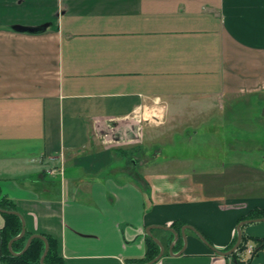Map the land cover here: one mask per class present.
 <instances>
[{"label": "crops", "instance_id": "0c3cea01", "mask_svg": "<svg viewBox=\"0 0 264 264\" xmlns=\"http://www.w3.org/2000/svg\"><path fill=\"white\" fill-rule=\"evenodd\" d=\"M262 101L264 0H0V197L64 264H127L147 229L153 264H264V221L241 223L264 211L257 144L156 169L144 147ZM238 226V261L209 248L228 250Z\"/></svg>", "mask_w": 264, "mask_h": 264}, {"label": "rangeland", "instance_id": "374dc122", "mask_svg": "<svg viewBox=\"0 0 264 264\" xmlns=\"http://www.w3.org/2000/svg\"><path fill=\"white\" fill-rule=\"evenodd\" d=\"M238 104L240 107L233 112H223L207 119L205 117L201 122H206L197 128L191 126L183 127L181 130L157 137L152 142H145L144 147L148 152L150 166L156 169V164L160 161L178 159L193 164L200 163L203 154L207 151L206 145L208 144L226 147L224 150L226 153L222 158H227L229 161L235 156L237 158L238 155L242 158L241 151L236 148L237 145L242 144V141L255 143L260 147V149L253 151V155L255 153L263 156L261 162L264 165V119L261 117L255 118L262 107H264V102L262 101L260 104L254 103V105L242 102ZM158 119L161 121V118ZM145 121L152 125H156L159 122L151 119ZM210 121L213 122L209 124L208 122ZM145 130V132L158 130V127L148 126ZM231 147H234V149ZM259 156L256 157L254 155L253 158L260 161ZM184 169H190L189 165L184 167ZM202 242L208 246L207 241Z\"/></svg>", "mask_w": 264, "mask_h": 264}, {"label": "trees", "instance_id": "16d2710c", "mask_svg": "<svg viewBox=\"0 0 264 264\" xmlns=\"http://www.w3.org/2000/svg\"><path fill=\"white\" fill-rule=\"evenodd\" d=\"M0 208L6 210H15V204L10 199L1 196ZM2 216L4 218V225L2 228H0V264H39V258L44 250V242L39 238H33L25 252L20 255L11 254L7 245L11 238L19 234L21 230V221L20 218L15 214L2 213ZM257 216H264V211H250V213H248V215L244 216L243 218H252ZM28 236L29 234L25 233L22 238L13 241L11 245L12 251L19 252L24 247ZM46 238L48 240L49 248L44 258V263L64 264L62 260L56 255L54 240L48 236H46ZM146 240L147 249L144 256L137 259H130L128 260V263H145L152 260L158 254L159 247L153 241V239L150 236H147ZM235 240L236 236L233 243ZM247 240L248 238L242 235L238 248L230 255L234 260L238 261L236 254L238 251L245 248V243ZM251 240L256 243L257 247L263 246L260 239L254 237L251 238Z\"/></svg>", "mask_w": 264, "mask_h": 264}, {"label": "water", "instance_id": "95a60500", "mask_svg": "<svg viewBox=\"0 0 264 264\" xmlns=\"http://www.w3.org/2000/svg\"><path fill=\"white\" fill-rule=\"evenodd\" d=\"M0 213L15 214V215H17L20 218V221H21V230H20L19 234L17 236H15V237L11 238L9 240V242H8V245L7 246H8V250L10 251V253L13 254V255H20V254H22L29 247V245H30V243H31V241H32L33 238H39V239H41L44 242V250H43V252H42V254H41L40 258H39V264H45L44 263V258L46 256V254L48 252V248H49V244H48L47 238L44 235H42V234H36V233L35 234H31L27 238L24 247L19 252L12 251V249H11L12 242L14 240H17V239L23 237L24 234H25L24 220H23L22 216L17 211H15V210H6V209L0 208ZM246 221H256V222H258V221H264V216L256 217V218H253V219H250V220H244V221H241V223L246 222ZM161 228H165V229L169 230L170 232H172L173 233V236H174V239H176L178 237V234H177V232L174 229H172L170 227H161ZM190 229H192V228H190ZM192 231L194 233H196L197 236L202 241L206 242L205 239L202 237V235L199 232L195 231L194 229H192ZM236 232H237V234H236V241H235V243L233 244V246L230 249H228L226 251H221L219 249H216V248L212 247L211 245H209V248L212 251H214L216 254L221 255V256H227V255L232 254L237 249V247L239 246V243H240L241 238H242V234H241V231H240V227L239 226L237 227V231ZM180 233H181V236L183 238V247L182 248L184 249V247L186 245V241L184 239V237H185V235H184V228L181 229V232ZM147 234L158 245L159 252H158V254L152 260H150V261H148L146 263H141V264H153L154 262H156V261H158L160 259L161 255L163 253V247H162V244H161L160 240H158L157 238L153 237L152 234L150 233L149 229H147ZM182 250L180 251V253L182 252ZM169 252H170V254H173L172 253V250H171V246L169 247ZM127 264H138V263H127Z\"/></svg>", "mask_w": 264, "mask_h": 264}, {"label": "built area", "instance_id": "2783aa9c", "mask_svg": "<svg viewBox=\"0 0 264 264\" xmlns=\"http://www.w3.org/2000/svg\"><path fill=\"white\" fill-rule=\"evenodd\" d=\"M148 113L147 114H145V116L143 117V120H147V119H151V120H154V121H159V119L158 118H160L159 116H157L155 113H154V109L152 108H148ZM50 172H53V170L52 171H50Z\"/></svg>", "mask_w": 264, "mask_h": 264}]
</instances>
